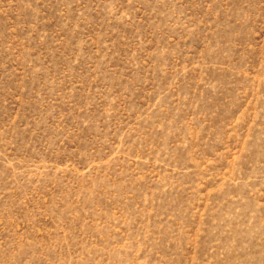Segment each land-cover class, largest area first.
Masks as SVG:
<instances>
[{
	"label": "rangeland",
	"instance_id": "1",
	"mask_svg": "<svg viewBox=\"0 0 264 264\" xmlns=\"http://www.w3.org/2000/svg\"><path fill=\"white\" fill-rule=\"evenodd\" d=\"M0 264H264V0H0Z\"/></svg>",
	"mask_w": 264,
	"mask_h": 264
}]
</instances>
